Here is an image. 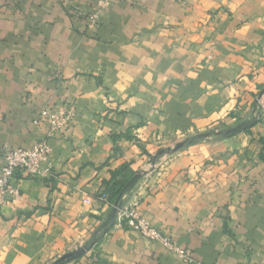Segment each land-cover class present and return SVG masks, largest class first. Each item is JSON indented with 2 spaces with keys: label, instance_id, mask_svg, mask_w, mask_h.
<instances>
[{
  "label": "crops",
  "instance_id": "crops-1",
  "mask_svg": "<svg viewBox=\"0 0 264 264\" xmlns=\"http://www.w3.org/2000/svg\"><path fill=\"white\" fill-rule=\"evenodd\" d=\"M101 1L90 30L75 12ZM101 1L0 0V167L47 135V112L75 116L50 140V174L20 175L0 205V264H51L83 245L110 215L107 190L143 169L129 202L192 264H264V117L150 164L264 112V0ZM69 264L184 263L114 226Z\"/></svg>",
  "mask_w": 264,
  "mask_h": 264
},
{
  "label": "built area",
  "instance_id": "built-area-1",
  "mask_svg": "<svg viewBox=\"0 0 264 264\" xmlns=\"http://www.w3.org/2000/svg\"><path fill=\"white\" fill-rule=\"evenodd\" d=\"M100 5L105 7L107 1H101ZM77 17H84L82 12H75ZM88 20H94L96 15L87 16ZM74 110L56 111L48 113L44 117V121L48 122L50 129L47 135L38 141L29 149L10 150L4 154V164L0 167V205L6 202L7 197L14 199L19 196L20 185L18 177L20 175L32 179L43 178L51 172L50 155L52 152L50 140L57 135L67 132L74 121ZM42 121H38L40 123ZM48 165V168H44ZM99 200H107V196L103 195ZM139 203L130 201L119 213L116 222L117 228H126L142 236L145 240L157 243L171 255L176 256L184 264H192L191 251L178 246L174 240L161 229L152 225L143 218L138 212Z\"/></svg>",
  "mask_w": 264,
  "mask_h": 264
},
{
  "label": "water",
  "instance_id": "water-1",
  "mask_svg": "<svg viewBox=\"0 0 264 264\" xmlns=\"http://www.w3.org/2000/svg\"><path fill=\"white\" fill-rule=\"evenodd\" d=\"M261 95H264V89L261 93ZM248 127V124H240L232 129H228L226 131H220V132H210V133H204L199 134L195 137H192L190 139H186L182 142L177 143L174 147L167 148L161 150L158 155L154 159L150 161V164L154 165L156 162V159L163 155H172L175 153H178L179 151L185 149L186 147H189L191 145L197 144L201 141H205L208 139L213 138L214 136H227L229 135H235L237 133L243 132V130ZM150 170L143 169L136 173L134 178L128 183V185L124 188L122 193L120 194L117 202L113 206L110 215L108 219L103 223V225L92 235V237L83 245H80L76 249L64 254L57 260H55L51 264H69L71 262L77 261L78 259L84 257L88 252L92 250V248L98 244L101 239L116 225L118 215L123 210V208L126 206V204L129 202L130 196L133 194V191L135 189V186L144 178H146L150 174Z\"/></svg>",
  "mask_w": 264,
  "mask_h": 264
},
{
  "label": "trees",
  "instance_id": "trees-1",
  "mask_svg": "<svg viewBox=\"0 0 264 264\" xmlns=\"http://www.w3.org/2000/svg\"><path fill=\"white\" fill-rule=\"evenodd\" d=\"M263 119H257L256 117L253 116L252 119L248 120V121H245L243 122L242 124L246 123L248 124V127H246L243 132H249L251 130V128H253L255 125L259 124V123H262ZM215 132V131H214ZM238 134V133H237ZM236 135V134H235ZM231 136H234V135H229V137ZM227 136H214V138H217V139H223V138H226ZM154 159V157L152 158ZM151 159V160H152ZM159 158H157L156 160H158ZM136 175V173H134L133 175H131L129 178L125 179V181L123 182H118V183H114L107 191L108 193L112 196L111 198L114 199L113 202H112V205L114 206L115 203L117 202L120 194L122 193V191L124 190V188L128 185V183L134 178V176ZM137 186V185H136ZM135 186V187H136ZM97 245V244H96ZM95 245V246H96ZM94 246V247H95ZM93 247V248H94ZM92 248V249H93Z\"/></svg>",
  "mask_w": 264,
  "mask_h": 264
},
{
  "label": "rangeland",
  "instance_id": "rangeland-1",
  "mask_svg": "<svg viewBox=\"0 0 264 264\" xmlns=\"http://www.w3.org/2000/svg\"><path fill=\"white\" fill-rule=\"evenodd\" d=\"M101 1V0H100ZM107 6H105V7H102L101 5H100V2H98V5H97V7L96 8H94V10L92 11V13H90V14H87V15H85L83 12V15H84V17H85V20H86V22H87V24H88V27H89V29L91 30V29H93V28H96L97 26H98V24H99V22H100V18H101V15H102V13H103V11L105 10V8H106ZM74 13V12H73ZM90 15H96L97 16V18H95L94 20H88V17L87 16H90ZM264 95H261V97H263ZM259 101H260V99H259ZM264 112H262V108H260L259 106H257L256 107V109H255V111H254V117H256L257 119H263V117H264ZM243 123V122H242ZM242 123H239V124H237L236 126H238V125H240V124H242ZM235 126V127H236ZM226 130H228V129H224V130H218V131H215V132H220V131H226ZM175 146V145H174ZM173 146V147H174ZM171 148V147H170ZM160 152V151H159ZM158 152V153H159ZM158 153L155 155V157L158 155ZM164 156H166V155H163V156H161V157H164ZM159 158V157H158Z\"/></svg>",
  "mask_w": 264,
  "mask_h": 264
}]
</instances>
